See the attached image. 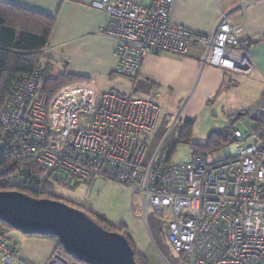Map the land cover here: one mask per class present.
Here are the masks:
<instances>
[{
	"label": "built area",
	"instance_id": "1",
	"mask_svg": "<svg viewBox=\"0 0 264 264\" xmlns=\"http://www.w3.org/2000/svg\"><path fill=\"white\" fill-rule=\"evenodd\" d=\"M175 0H93L109 16L104 33L117 39L116 72L138 75L150 52L186 54L191 43L205 47L204 63L253 78L260 69L250 39L234 28L228 13L210 34L170 21ZM40 68L19 76L0 109V150L24 159L0 178L8 191L45 193L69 180L93 186L98 180L126 185L165 218L166 240L184 264H264V94L243 113L245 132L223 160L198 154L185 164L167 163L161 145L148 155L149 135L160 108L151 100L69 87L53 99L41 92ZM180 116L177 117V121ZM171 131H169L170 133ZM19 250L0 236V258L14 264ZM47 264H86L56 248Z\"/></svg>",
	"mask_w": 264,
	"mask_h": 264
},
{
	"label": "crops",
	"instance_id": "2",
	"mask_svg": "<svg viewBox=\"0 0 264 264\" xmlns=\"http://www.w3.org/2000/svg\"><path fill=\"white\" fill-rule=\"evenodd\" d=\"M131 1L145 5L151 2ZM0 2L55 17L49 44L43 50V56L50 63L49 77H58L63 73L82 76L87 78L86 83L73 86L92 90V96L96 99L102 93L112 91L151 100L159 106L157 126L149 135V156L165 141L169 131L175 130L171 131L167 141L178 140L183 123L191 121L195 128L202 116H212L222 106L220 103L226 94L240 85L246 91V100L238 108L237 112L240 113L236 120L243 119V125L248 123L242 114L256 106L263 97L264 0H175L170 12L172 24L204 34H210L220 22L223 13H228L231 25L252 42L250 51L260 69L253 78L205 64V47L198 43H191L183 55L150 52L144 60L141 72L133 77H125L116 72L118 41L104 33L109 16L93 7V0ZM232 115H235L234 112L229 115V121L236 123ZM178 116L180 119L177 121ZM106 181L101 179L95 184L102 186ZM135 196L147 217L151 208L147 207L145 211L142 198L134 195L132 200L136 199ZM89 209L97 212L93 206ZM101 214L113 223L112 213L103 211ZM7 237L19 250V257L14 264H47L57 248L56 241L47 237L27 236L19 231H12ZM137 251L146 257L149 264H165L150 247L137 248ZM0 264L8 263L0 258Z\"/></svg>",
	"mask_w": 264,
	"mask_h": 264
},
{
	"label": "rangeland",
	"instance_id": "3",
	"mask_svg": "<svg viewBox=\"0 0 264 264\" xmlns=\"http://www.w3.org/2000/svg\"><path fill=\"white\" fill-rule=\"evenodd\" d=\"M245 92L243 85H240L236 90L226 94L220 103L222 106L215 113H212V116H202L192 132H189L186 137L170 142L169 140L167 141V138L171 132H168L161 147V154L168 161L167 163L185 164L190 162L193 159L194 145L206 143L208 136L214 130L228 127L230 124L229 115L232 112L235 114L231 116L236 122L234 123V128L245 132L243 119L236 120L237 114L240 113L237 110L246 100ZM243 118L246 119V116H243ZM187 130V127H185L183 134H187ZM229 132L228 138L219 137V143L213 145L206 152L205 155L210 160H223L227 157L228 151L232 150L237 140L232 136L233 130L230 129ZM104 183L102 186H99V183L94 186L86 184L73 185L69 180L64 179L60 182L49 184L48 190L53 197L71 206H79V208L87 210L93 206L97 210L94 213L101 216H103L101 214L103 211L112 213L113 226L121 227L126 225L128 234L137 248L146 249L150 247L165 264H184L182 253L175 251L165 238V218L170 219V217L164 218L150 209L146 217L142 206L138 204L137 197L135 196L136 199L132 200V191L126 185L110 180ZM90 211L93 212L92 209Z\"/></svg>",
	"mask_w": 264,
	"mask_h": 264
},
{
	"label": "trees",
	"instance_id": "4",
	"mask_svg": "<svg viewBox=\"0 0 264 264\" xmlns=\"http://www.w3.org/2000/svg\"><path fill=\"white\" fill-rule=\"evenodd\" d=\"M55 23V17L46 15L21 7L8 5L0 2V109L8 95L13 83L19 76L29 73L37 68L41 70L42 83L41 92L53 99L59 92L69 86L76 84H85L87 78L63 73L58 77H49L48 68L50 63L43 56V50L49 44L50 35ZM243 115V114H242ZM186 125V126H185ZM187 127V134H183L184 128ZM193 130V122L183 123L179 138L186 137ZM230 128L213 131L208 137L206 143H197L194 145V156L206 154L213 145L219 143L218 138H228ZM190 135V134H189ZM24 159L12 156L4 150H0V178L11 173L18 164ZM165 160V159H164ZM168 162L167 160H165ZM0 190H5L0 186ZM35 198H47L59 200L53 197L49 191L45 193L20 191ZM61 201V200H60ZM75 207V206H73ZM76 208L85 211L92 219L102 225L105 229L123 234L130 242L135 251V258L138 264H149L146 257L137 251L133 239L129 236L127 226L115 227L104 216L97 215L85 208ZM17 231L9 224L0 221V236H7L10 232ZM40 236V235H27ZM51 238L56 241L57 248L62 250L65 255L74 259L67 254L55 236H42Z\"/></svg>",
	"mask_w": 264,
	"mask_h": 264
},
{
	"label": "water",
	"instance_id": "5",
	"mask_svg": "<svg viewBox=\"0 0 264 264\" xmlns=\"http://www.w3.org/2000/svg\"><path fill=\"white\" fill-rule=\"evenodd\" d=\"M0 221L25 235L55 236L67 254L86 264H138L123 234L60 200L0 190Z\"/></svg>",
	"mask_w": 264,
	"mask_h": 264
}]
</instances>
